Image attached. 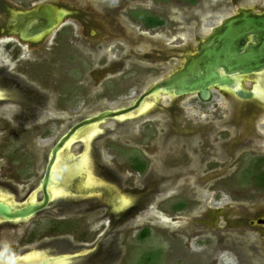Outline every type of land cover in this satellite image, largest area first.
I'll list each match as a JSON object with an SVG mask.
<instances>
[{
	"label": "rangeland",
	"instance_id": "374dc122",
	"mask_svg": "<svg viewBox=\"0 0 264 264\" xmlns=\"http://www.w3.org/2000/svg\"><path fill=\"white\" fill-rule=\"evenodd\" d=\"M45 1L86 13L38 41L1 31L12 10ZM241 5L264 10V0H0V195L18 205L40 199L61 136L101 110L131 105ZM135 10L165 24L149 29ZM212 91L208 100L161 94L147 113L75 138L71 162L87 156L100 181L84 186L85 171L76 173L44 211L0 221V264L36 253L76 256L68 264H143L150 250L161 251L153 264H264V225L251 224L264 216L254 168L264 157V105ZM135 157L148 162L144 173L131 169Z\"/></svg>",
	"mask_w": 264,
	"mask_h": 264
},
{
	"label": "water",
	"instance_id": "95a60500",
	"mask_svg": "<svg viewBox=\"0 0 264 264\" xmlns=\"http://www.w3.org/2000/svg\"><path fill=\"white\" fill-rule=\"evenodd\" d=\"M69 10L52 2H41L28 10H15L7 23L10 32L19 34L25 41H38L52 32L69 14ZM182 65L165 76L152 82L145 91L129 106L117 109L107 108L73 125L53 145L46 170L40 183L42 196L32 198L18 205L0 199V219L26 220L44 211L52 202L48 184L52 166L58 151L80 129L99 125L107 119H117L135 111L154 94H173L183 96L197 93L201 99L211 97V89L216 87L227 90L236 86L238 76H248L264 72V10L256 11L251 6H239L236 13L224 18L201 39L194 52L183 56ZM227 87V88H225ZM232 89V88H231ZM233 92L243 100L258 97L254 88L237 87ZM88 141V138H86ZM74 164V169H76ZM264 225V217L251 224ZM58 258V257H57ZM66 258V257H63ZM75 257L67 258L69 261ZM42 259V258H41ZM40 259V260H41ZM61 258L56 259L59 262ZM43 260V259H42ZM46 264L48 261H42ZM67 261H64L66 264Z\"/></svg>",
	"mask_w": 264,
	"mask_h": 264
},
{
	"label": "bare ground",
	"instance_id": "6f19581e",
	"mask_svg": "<svg viewBox=\"0 0 264 264\" xmlns=\"http://www.w3.org/2000/svg\"><path fill=\"white\" fill-rule=\"evenodd\" d=\"M42 39V38H41ZM264 72H262L261 74H259V76L257 77V79H255L254 81V90L256 91L258 98L263 99L264 100V82L262 81ZM247 76H238V79H236L237 83L235 87H225L227 88V90H231L237 87H245V80H247ZM213 90V88H212ZM0 96H1V92H0ZM159 94H154L153 99H147L145 100L144 103H142L137 110L135 111L137 114V116L139 115H143L145 113H147L149 110L152 109V107L155 105L156 100L159 98ZM134 111L131 113L125 114V115H121L119 118L122 120L127 119L130 116L135 115ZM98 127V125L96 126H91L85 129H80L78 131H76V133L69 139L68 142H66L63 147L58 151L56 160L52 166V171H51V178H50V182L48 184V188H49V192L51 193L52 198L57 197L59 194H61L65 188H67V183L71 180L72 176H74L76 173H81L83 171H85V178L83 181L84 186H93L96 182L100 181V179H98L96 177V175L94 174L93 170H91L88 167V157H82V159L77 163L76 165V169H74V164L71 161L72 155L71 154H67L66 149L69 148V146L72 144V142L74 141L75 138H77L78 136H82L83 134H85V140L86 138H93L96 135V128ZM0 199L3 201H6L10 204H12L9 199H7L5 196L0 195ZM129 201V198L126 196H123L121 198V202L123 205L127 204ZM13 205V204H12ZM41 253H36V254H31L30 256L27 257L26 262L28 264L31 263H36L37 260L41 259V257L39 258H34V257H38L40 256ZM68 257L66 258H61V260H59V264L64 263V261H66ZM37 264V263H36Z\"/></svg>",
	"mask_w": 264,
	"mask_h": 264
},
{
	"label": "trees",
	"instance_id": "16d2710c",
	"mask_svg": "<svg viewBox=\"0 0 264 264\" xmlns=\"http://www.w3.org/2000/svg\"><path fill=\"white\" fill-rule=\"evenodd\" d=\"M184 1H188L191 4H195L198 2V0H184ZM130 15L134 20H138L140 23H142L145 27L149 29H152V28L154 29V28H157L165 24V20L162 17L157 16V15H152L146 11L135 10V11L130 12ZM147 167H148V162L146 160L141 159L140 157H135L132 159V162H131L132 170L140 172V173H144ZM259 179L264 184V175H262V173L260 174ZM184 207H185L184 203H179V205H177L178 210H181ZM55 229L57 230L58 228H55ZM149 235H150V228L146 227L142 229V231H140V233L138 234V237L140 239H145ZM160 254H161L160 250L158 252L157 250L148 251L142 257L143 264H153V262L157 260L156 258H158Z\"/></svg>",
	"mask_w": 264,
	"mask_h": 264
},
{
	"label": "flooded vegetation",
	"instance_id": "af4514ba",
	"mask_svg": "<svg viewBox=\"0 0 264 264\" xmlns=\"http://www.w3.org/2000/svg\"><path fill=\"white\" fill-rule=\"evenodd\" d=\"M47 2V1H46ZM87 7H88V10H89V8L90 9H92V8H94V6L92 5V4H87ZM69 10V9H68ZM86 10H87V8H86ZM87 10V11H88ZM95 10H96V8H95ZM15 10H12L11 11V17L9 18V20L12 18V13L14 12ZM84 10H82V8L81 9H77V10H69V14L67 15V16H70V15H73V16H77L80 12L81 13H86V12H83ZM93 14H95V13H93ZM95 15H97V14H95ZM66 16V17H67ZM65 17V18H66ZM64 18V19H65ZM63 19V20H64ZM8 20V21H9ZM62 20V21H63ZM8 21H7V23H8ZM7 23H6V27L4 28V29H1V31L2 32H7V33H9V34H16V33H14V32H10L9 30H8V28H7ZM90 34L91 35H96L97 34V31L95 30V29H92V30H90ZM18 36H19V34H17ZM20 37V36H19ZM20 39H22L21 37H20ZM23 40V39H22ZM196 49V48H195ZM195 50H193V51H191V52H194ZM185 53H187V52H185ZM185 53H183V56H184V54ZM183 56H182V58H183ZM183 61H184V58H183ZM259 74H261V73H257V74H252V75H248L247 77H249V76H252V77H254L255 79H257V77L259 76ZM264 75V74H263ZM263 79H264V76H263ZM264 82V81H263ZM254 86H252V87H250V89L251 88H253ZM218 89H220V88H218ZM220 90H222V91H225L226 93H230L231 95H234V96H236L237 98H239L234 92H233V89H231V90H224V89H220ZM212 95H213V91H212V89H211V97H212ZM200 97V96H199ZM210 97V98H211ZM209 98V99H210ZM137 99V98H136ZM150 99H153V97H151ZM149 99V100H150ZM240 100H242V101H245V102H247V104H250L251 103V101H254V100H257V101H259L261 104H263L264 105V100L263 99H259L258 97H256V98H253V99H249V100H243V99H241V98H239ZM203 100V99H202ZM135 102V101H134ZM133 102V103H134ZM132 103V104H133ZM126 107V106H125ZM121 108V107H120ZM251 124V123H250ZM260 161H258L257 162V164L254 166V168L256 167L257 169H260V167H261V173H262V175H264V168L262 169V167L264 166V157H261L260 159H259ZM48 161H49V158H48ZM263 164V165H262ZM41 183V182H40ZM264 185V184H263ZM41 191V190H40ZM27 202V201H26ZM25 203V202H24ZM260 217H264V216H260ZM260 217H258V218H260ZM257 218V219H258ZM257 219L256 220H254V221H257ZM0 221H3V222H17V221H22V220H17V221H15V220H11V221H9V220H4V219H0ZM251 221H253V220H251ZM253 225V224H252ZM47 254V253H46ZM43 255V257H42V261H47L46 262V264H59L57 261H56V259H58L59 257L60 258H63V257H66V256H50V257H47V255ZM29 256V255H28ZM28 256H25L24 257V259L23 260H18V261H16V263L15 264H28L27 262H26V257H28ZM47 257V258H46ZM58 257V258H57ZM73 257H75L76 258V256H73ZM68 258H71V257H68ZM41 260L39 259V260H37V264H41ZM61 260V259H60ZM66 261H67V263L66 264H68V259H66ZM36 263H31V264H36ZM11 264H13V262L11 263Z\"/></svg>",
	"mask_w": 264,
	"mask_h": 264
}]
</instances>
